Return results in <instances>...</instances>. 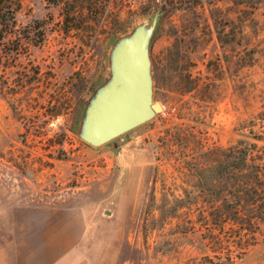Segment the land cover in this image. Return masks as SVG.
<instances>
[{
  "label": "rangeland",
  "instance_id": "rangeland-1",
  "mask_svg": "<svg viewBox=\"0 0 264 264\" xmlns=\"http://www.w3.org/2000/svg\"><path fill=\"white\" fill-rule=\"evenodd\" d=\"M19 3L0 40V264H264V219L246 242L209 216L222 152L264 148V0ZM150 29L161 109L92 145L87 110Z\"/></svg>",
  "mask_w": 264,
  "mask_h": 264
},
{
  "label": "water",
  "instance_id": "water-1",
  "mask_svg": "<svg viewBox=\"0 0 264 264\" xmlns=\"http://www.w3.org/2000/svg\"><path fill=\"white\" fill-rule=\"evenodd\" d=\"M146 34H135L119 47L114 59V79L98 94L86 114V138L104 144L144 123L161 109L152 103Z\"/></svg>",
  "mask_w": 264,
  "mask_h": 264
},
{
  "label": "trees",
  "instance_id": "trees-1",
  "mask_svg": "<svg viewBox=\"0 0 264 264\" xmlns=\"http://www.w3.org/2000/svg\"><path fill=\"white\" fill-rule=\"evenodd\" d=\"M19 6V0H0V40L4 28L16 25ZM253 148L238 142L222 152L216 169L227 181L218 191L225 195L209 211L213 227L222 228V223L228 222L229 229L246 242L264 219V148Z\"/></svg>",
  "mask_w": 264,
  "mask_h": 264
}]
</instances>
